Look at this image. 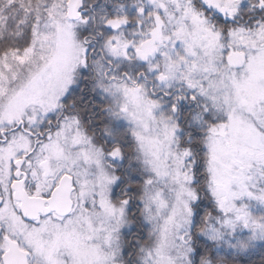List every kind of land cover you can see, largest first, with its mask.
Listing matches in <instances>:
<instances>
[{
    "label": "snow or ice",
    "instance_id": "1",
    "mask_svg": "<svg viewBox=\"0 0 264 264\" xmlns=\"http://www.w3.org/2000/svg\"><path fill=\"white\" fill-rule=\"evenodd\" d=\"M0 264H264V0H0Z\"/></svg>",
    "mask_w": 264,
    "mask_h": 264
}]
</instances>
